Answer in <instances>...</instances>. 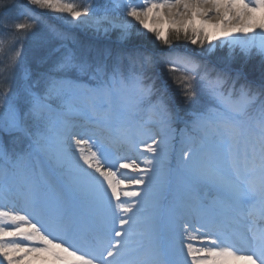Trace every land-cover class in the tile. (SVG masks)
Segmentation results:
<instances>
[{
  "label": "snow or ice",
  "instance_id": "snow-or-ice-1",
  "mask_svg": "<svg viewBox=\"0 0 264 264\" xmlns=\"http://www.w3.org/2000/svg\"><path fill=\"white\" fill-rule=\"evenodd\" d=\"M116 9L0 0V75L21 73L0 93V264H264V75L255 83L231 63L238 49L264 64V0ZM74 29H119L121 40L135 29L167 50L93 48ZM181 39L200 51H176ZM217 48L228 56L206 59ZM158 66L186 109L155 87Z\"/></svg>",
  "mask_w": 264,
  "mask_h": 264
},
{
  "label": "rangeland",
  "instance_id": "rangeland-1",
  "mask_svg": "<svg viewBox=\"0 0 264 264\" xmlns=\"http://www.w3.org/2000/svg\"><path fill=\"white\" fill-rule=\"evenodd\" d=\"M18 2L23 3V0H18ZM77 2H80V0H77ZM89 2L91 4V6L97 10L99 15H103L106 11L110 16H113V17H118L121 15L120 13L116 12L115 4L117 3V0H89ZM117 11H118V9H117ZM17 14H18L17 12L12 13V15H17ZM7 32H8L7 29L0 26V34L6 35ZM73 33H74L78 43L80 41L83 42V39H84L83 37L80 38L78 36H84V35H87V37H90L92 39H101V38L110 39V38H112V36H116L118 38L117 41H115V42L106 41L107 43H110L112 45H121V42L123 41L120 39L119 29H112V30H109L107 33L103 32V31L97 33V32H94L92 30H87V29H74ZM148 35L152 38L151 34L141 35L135 29H133L130 36L126 39V42L129 43L130 42L129 39L130 40H132L133 38L139 39V38H141V36H148ZM32 40H33V37L31 35H29V37L26 39V41L24 43L25 50H28L31 48ZM175 46H177V45H175ZM17 47H19V45H17ZM108 49L112 50L111 46ZM130 49H132V48H130ZM184 51H185V49H184ZM10 54L11 53L8 52V55H10ZM212 55H213V57L216 56L217 59L218 58H224V57L228 56V49L227 48H217L216 51L214 53H212ZM232 59L240 61L241 63H244V62L248 63L247 61H249L248 64H250V67L248 64H247V66L250 68V72H246L245 75L247 77H253V78H256L257 80H261L262 75H264V64L261 63V58L259 56L252 55L251 57L245 58V57L240 55L239 50L237 49V51H236V53ZM7 64H8L7 55L0 53V66L4 68ZM236 68H239V67H236ZM5 75L9 76L8 80H4ZM0 78L3 80L2 81V88L3 89L8 87V85L10 84L12 87V90H16L21 83V73H20L19 69H15L11 73H4L3 75H1ZM0 93H3V91L2 92L0 91ZM0 113H2V109H0Z\"/></svg>",
  "mask_w": 264,
  "mask_h": 264
},
{
  "label": "trees",
  "instance_id": "trees-1",
  "mask_svg": "<svg viewBox=\"0 0 264 264\" xmlns=\"http://www.w3.org/2000/svg\"><path fill=\"white\" fill-rule=\"evenodd\" d=\"M10 2H11V0H10ZM134 39V38H133ZM135 41H140L141 40V43H144V44H146L147 46H154V48H159V47H167V46H164V45H162V46H159V47H156V43H158V41L155 43V40H154V38H151L150 36H141V38H139V39H134ZM174 44L175 45H184V46H188V47H190V48H193V49H195V50H200L199 48H198V46H196V45H191V44H189L188 42L186 43V41H184L183 39H181L180 41H174ZM158 46V45H157ZM227 57V56H226ZM248 63H249V61H247ZM231 63H232V66L234 67V68H236V67H239V68H242L243 70H245L246 72H250V64H248V63H246V62H244V63H241L240 61H237V60H234V59H232L231 60ZM247 64L249 65V67L247 66ZM161 68H163V76L165 77V78H167L169 81H170V83H172L175 87H177L178 86V83L172 78V76L171 75H169L168 73H166V70L164 69V67L162 66ZM177 76L179 75V74H176Z\"/></svg>",
  "mask_w": 264,
  "mask_h": 264
},
{
  "label": "bare ground",
  "instance_id": "bare-ground-1",
  "mask_svg": "<svg viewBox=\"0 0 264 264\" xmlns=\"http://www.w3.org/2000/svg\"><path fill=\"white\" fill-rule=\"evenodd\" d=\"M123 49V48H122ZM163 71V68L160 69H156L155 73L156 76H158L160 74V72ZM156 86V83H155ZM171 189H173L174 191L178 192V193H182L183 187H184V175L183 174H172L171 176Z\"/></svg>",
  "mask_w": 264,
  "mask_h": 264
}]
</instances>
